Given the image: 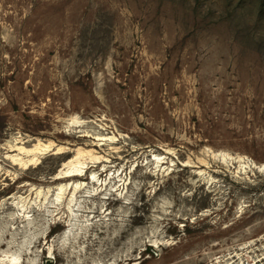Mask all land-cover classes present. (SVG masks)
I'll return each mask as SVG.
<instances>
[{
  "label": "rangeland",
  "instance_id": "374dc122",
  "mask_svg": "<svg viewBox=\"0 0 264 264\" xmlns=\"http://www.w3.org/2000/svg\"><path fill=\"white\" fill-rule=\"evenodd\" d=\"M0 264H264V0H0Z\"/></svg>",
  "mask_w": 264,
  "mask_h": 264
},
{
  "label": "bare ground",
  "instance_id": "6f19581e",
  "mask_svg": "<svg viewBox=\"0 0 264 264\" xmlns=\"http://www.w3.org/2000/svg\"><path fill=\"white\" fill-rule=\"evenodd\" d=\"M7 148H9V146L7 145L6 146ZM10 149V148H9ZM15 149V148H14ZM13 149V150H14ZM16 151H18V153L19 154H28V153H30V152H32L31 150H26V149H24V148H22V147H18V148H16ZM10 159H12V161H14V163L16 164V165H19V166H21V168L22 167H24L25 165H27L30 161H32V160H23V158H19V157H17V156H10L9 157ZM20 168V167H19ZM71 176H76V174H72Z\"/></svg>",
  "mask_w": 264,
  "mask_h": 264
}]
</instances>
